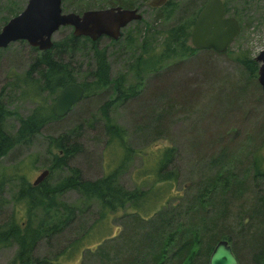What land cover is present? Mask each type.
<instances>
[{"label": "rangeland", "instance_id": "374dc122", "mask_svg": "<svg viewBox=\"0 0 264 264\" xmlns=\"http://www.w3.org/2000/svg\"><path fill=\"white\" fill-rule=\"evenodd\" d=\"M27 1L0 0V29L8 20L23 11ZM149 1L147 0L142 6H136L140 10L142 19L130 23L124 29V33L130 31L134 45L130 46L131 44L125 41V37H119V42L116 44L106 37L99 39L98 42V48L106 52L110 78L116 79L119 75H123L124 88L134 87L136 91L135 98L120 100L112 105L109 111L114 123L125 131L127 153L122 154L121 149L116 146L111 150V144L107 145V136L103 130L104 121L99 109L104 102L114 99V91L110 89L107 93L91 91L90 95L74 106L67 115L47 124L31 144L17 146L0 161V177L14 176L9 180L1 177L6 183L0 196V227L11 217L14 210L19 213L18 208L14 209L13 196L19 191L20 177H24L31 185L42 171L47 170L46 178L49 177L50 184H56L69 175L66 169L55 170L52 173L48 170L54 155L59 152L53 142L59 136H66L69 139L68 146L76 144L80 147V151L72 157L70 165L79 170L84 180L93 181L113 169L118 170L125 155L126 160L119 169L117 181L121 187L129 191L151 188L153 178L151 167L162 148L172 149L164 173L172 171L175 175L171 185L174 192L203 186L204 183H209L215 172L221 174L226 169L242 178L243 171L248 170V159L253 152L257 151L264 157V127H261L263 129L256 134L251 133L250 128L252 119H260V115L264 113V102H260L259 98L261 96L264 100V96L256 81L257 73L255 77L250 75L239 62L244 57L254 60L257 54L264 50V0H223L228 10L227 16L234 17L241 29L240 34L225 53L201 51L194 57L165 61L159 65L161 70L157 74L144 72L138 80V77L132 71H128L127 67L128 63L141 55L142 39L137 32L141 37H146L149 26H153L154 31L161 32L165 26L174 25L182 15L181 11L187 9L188 17H185L188 20L196 18L194 14L208 0H167L176 5V12L168 21H158L156 24L153 20L157 11L149 7ZM63 4L62 2V12L68 13L64 11ZM71 32V28H60L53 35L52 40L55 42ZM154 42L158 46L162 38L157 36ZM156 49V52L162 50L161 46ZM37 54L25 42L12 43L0 51V101L6 107L4 124L10 134H15L18 119L29 115L37 102L18 97V94L10 90L9 84L15 75H24ZM73 76L77 81L84 79L82 73L77 72ZM163 79L165 82L162 85ZM182 82L187 84V91L191 94L189 106L184 102L182 105L179 104L180 106L177 103L173 110L166 111L164 97H169ZM152 88L161 90L162 96L157 98L158 93L154 95L155 100L149 98L150 93L153 92ZM243 91L247 93L246 96L242 95ZM56 97L50 102L52 107ZM250 99L253 101L252 104H249ZM245 110L250 113V119L247 118L242 122L240 136L235 137L232 133L236 129L237 120L240 119V116H237L238 112ZM254 128L257 129L255 126ZM248 133L252 134L249 136L252 139L250 142L245 139ZM226 139L231 143L227 144ZM244 183L242 188L240 187L241 190L238 188L240 193L236 196L233 191L215 195L213 197L215 205L207 208L206 211L203 210L199 216L212 220L215 217L222 219V215L225 226L228 227V230L225 229L222 234L234 239L240 251L238 261L241 264H252L253 253H250L251 245L248 244L251 234L248 231L249 218L253 212L255 195L259 198L258 190H264L252 189L246 180ZM219 188L221 187L218 184L217 189ZM196 193L197 191L194 190L195 197ZM59 200L69 205H79L80 209L75 215L74 224L71 229L63 231L49 243L38 242L33 252L35 257L60 256L86 230L95 225L99 218L98 204L95 202L82 204L79 196L73 191L65 192ZM191 203L195 204L196 201L191 199ZM185 205V201L175 204L178 206L174 209L177 215H183ZM130 212L124 209L117 212L115 218L113 216L114 219L109 223L111 227L109 235L113 232L117 237L109 247L104 245V248L95 254L77 256L73 259V264L122 263L121 257L131 260L132 256L130 257L129 254L120 253L126 251V246L123 245L131 238L133 225L129 217ZM219 212L222 213L219 215ZM193 217L192 215L185 219L182 216L181 222L189 225ZM242 222H244L243 226H240L239 223ZM95 245H97L95 242L88 244L93 247ZM16 251L17 247L14 245L0 248V264L12 263Z\"/></svg>", "mask_w": 264, "mask_h": 264}, {"label": "trees", "instance_id": "16d2710c", "mask_svg": "<svg viewBox=\"0 0 264 264\" xmlns=\"http://www.w3.org/2000/svg\"><path fill=\"white\" fill-rule=\"evenodd\" d=\"M146 1L62 0L64 11L75 13L110 7L133 9L136 6H142ZM203 5L194 14L195 17ZM155 10L157 13L154 16V24L158 21H168L176 12V5L167 2ZM225 11L228 13L226 8ZM181 12L182 15L175 24L165 26L161 32L154 31L153 26H149L146 37H141V34L137 32L139 38L142 39L141 55L128 63L127 67L128 71H132L138 77V80L144 72L157 74L161 70L159 65L165 61L182 60L197 56L201 52L194 49L189 43L190 31L195 18L188 20V9ZM181 12L179 13L181 14ZM124 31L123 29L120 37H125V41L131 44L130 46L134 45L130 31L125 33ZM155 35L162 38L161 44H158L162 49L160 52H156L158 46L154 42L155 37H157ZM119 39L111 40V42L116 44ZM99 41L93 42L85 37L75 38L71 33L55 41L50 50L37 52L32 49L38 54L29 64L23 76L15 75L13 77L9 87L12 92L18 94V97L30 99L37 102V105L29 115L18 119L15 134H10L6 131L4 124L6 107L0 101V161L17 146L31 144L47 124L60 119L53 115V107L50 102L69 83H78L83 87V99H86L91 91H104V93H107L109 89L114 91V99L104 102L99 109L104 121L103 130L107 136V145L111 144V150L116 146L121 149L122 154L127 153L125 131L114 123L109 111L116 102L135 98L136 91L134 87L124 88L123 75H119L116 79L110 78L107 55L104 49L98 48ZM239 62L248 70L250 75L255 77L258 69L255 60L244 57ZM77 72L82 73L84 79L77 81L73 76ZM161 82L163 85L165 79ZM159 87L162 90L161 85ZM177 88L169 97H164L168 112L173 110L177 103L182 105L184 102L185 105L189 106L191 94L187 91V84L182 82L177 85ZM151 90L153 92L151 91L149 98L152 100H155V94L159 93L157 98L162 96L161 93L163 94L161 90L156 88ZM241 93L244 96L247 94L245 91ZM259 98L261 99L260 102H264L261 96ZM249 102L252 104L253 101L250 99ZM249 114L246 110L241 111V113L238 112L237 116H240V119L237 120L236 129L232 133L235 137L240 136L242 122H245L247 118L250 119ZM260 116L262 120L256 118L250 122L252 124L251 133L256 134V132L259 133L260 129H263L261 127H264V113ZM251 133H248L245 138L249 142L252 140L249 138L252 136ZM68 140L66 136H59L53 140L59 152L54 155L48 167L50 173L55 170H68L69 175L67 177L56 184H50L48 177L36 186H33V183L30 185L24 177L19 178V191L13 196L14 209L18 208L19 213L14 210L11 217L0 227V248L12 245L17 247L14 261L10 264L15 262L19 264H73V259L77 256L95 254L101 251L100 249L104 248V245L109 247L110 243L116 240L117 236H114L113 232L109 235L111 232L109 223L116 217L117 212L124 209L131 211L129 217L133 226L130 233L131 238L127 239L123 245L126 246V251L120 253H122L121 255L126 253L132 257L131 260L121 257L122 263L116 262L115 264H208L213 246L220 240H226L235 257L239 258L240 251L236 247L234 239L222 234L225 229L228 230L223 216L221 215L222 219L215 217L211 220L199 215L203 210L206 211L207 208H212L215 205L216 202L213 198L215 195H221L226 191V194L233 191L235 196L238 195L240 193L238 188L241 190L245 180L249 182L252 189L264 190V157L257 151L253 152L248 159V170L243 171L242 178L241 176L238 177L235 172L232 173L231 170L226 169L221 174L215 172L213 177L209 179V183L200 185V188L190 187L174 192L171 185L175 180V175L172 171L164 173L170 161L172 149L162 148L151 167L153 174L151 188L148 190L138 188L129 191L121 187L117 181L119 169L122 168V164L126 160L125 155H123L118 170L113 169L93 181L84 180L79 170L70 165L72 157L80 151V147L76 144L68 146ZM225 141L227 144L231 143L227 139ZM1 177L0 196L6 183ZM12 177L14 176H5L4 178L9 180ZM218 184L221 187L219 189H217ZM194 190L197 191L196 197ZM218 190L219 192H217ZM69 191L75 192L82 204L89 202L98 204L100 212L96 224L86 230L60 256L57 255L53 258L33 256L38 242L46 241L49 243L63 231L72 228L75 215L80 207L59 200L60 196ZM258 193L260 196L258 198L255 195L253 212L249 218L248 231L251 234L248 244L251 245L250 253H253L251 255L252 264H264V191L258 190ZM191 199H194L196 203L192 204ZM182 201L186 202L185 210L182 213L183 218L194 216L190 219L189 225L181 222V214L177 215L174 211L178 208L175 204ZM169 205L170 207H168ZM151 206L153 207L150 208ZM166 207L168 209H165ZM146 211H148L147 214ZM221 213L219 212V215ZM243 223H239V225L243 226ZM144 231L145 234H143ZM90 242H95L97 245L95 247L88 246ZM105 260L109 259L105 258ZM238 263L241 264L239 261Z\"/></svg>", "mask_w": 264, "mask_h": 264}, {"label": "water", "instance_id": "95a60500", "mask_svg": "<svg viewBox=\"0 0 264 264\" xmlns=\"http://www.w3.org/2000/svg\"><path fill=\"white\" fill-rule=\"evenodd\" d=\"M62 0H28L17 16L8 20L0 29V50L9 44L24 41L39 51H47L53 45V35L63 27L72 29L75 38L85 37L97 41L103 37L118 40L121 30L142 19L137 8L110 7L85 10L81 13H63ZM167 0H150V8H159ZM240 26L232 16H227L222 0H208L197 14L190 31V45L198 51L223 54L240 34ZM259 64L257 83L264 96V50L254 58ZM84 97V89L77 83H69L59 92L53 115L63 118ZM48 171L44 170L33 181V186L43 182ZM208 264H239L226 240L218 241L210 254Z\"/></svg>", "mask_w": 264, "mask_h": 264}, {"label": "flooded vegetation", "instance_id": "af4514ba", "mask_svg": "<svg viewBox=\"0 0 264 264\" xmlns=\"http://www.w3.org/2000/svg\"><path fill=\"white\" fill-rule=\"evenodd\" d=\"M128 25H129V24H128ZM128 25H127V26H128ZM63 28H69V27H63ZM58 31H59V30H58ZM58 31H57V32H58ZM71 33H72V32H71ZM19 42H24V41H19ZM14 43H15V42H14ZM25 43H26V42H25ZM53 43H54V41H53ZM11 44H12V43H11ZM26 44H27V43H26ZM9 45H10V44H9ZM9 45H8V46H9ZM27 45H28V44H27ZM8 46H7V47H8ZM52 46H53V45H52ZM7 47H6V48H7ZM29 47H30V46H29ZM6 48H5V49H6ZM30 48H32V47H30ZM32 49L36 50L37 52H44V51H39V50L36 49V48H32ZM2 50H4V49H2ZM49 50H50V49H49ZM64 87H65V86H64ZM52 111H53V110H52Z\"/></svg>", "mask_w": 264, "mask_h": 264}]
</instances>
